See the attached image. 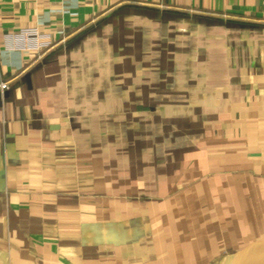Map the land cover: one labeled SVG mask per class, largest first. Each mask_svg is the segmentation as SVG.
<instances>
[{
    "label": "crops",
    "instance_id": "0c3cea01",
    "mask_svg": "<svg viewBox=\"0 0 264 264\" xmlns=\"http://www.w3.org/2000/svg\"><path fill=\"white\" fill-rule=\"evenodd\" d=\"M1 83L0 260L264 252V0H0Z\"/></svg>",
    "mask_w": 264,
    "mask_h": 264
},
{
    "label": "water",
    "instance_id": "95a60500",
    "mask_svg": "<svg viewBox=\"0 0 264 264\" xmlns=\"http://www.w3.org/2000/svg\"><path fill=\"white\" fill-rule=\"evenodd\" d=\"M225 264H264V252L252 249L238 251L230 255Z\"/></svg>",
    "mask_w": 264,
    "mask_h": 264
},
{
    "label": "built area",
    "instance_id": "2783aa9c",
    "mask_svg": "<svg viewBox=\"0 0 264 264\" xmlns=\"http://www.w3.org/2000/svg\"><path fill=\"white\" fill-rule=\"evenodd\" d=\"M0 87H1V89H4L6 87V84L1 83Z\"/></svg>",
    "mask_w": 264,
    "mask_h": 264
},
{
    "label": "rangeland",
    "instance_id": "374dc122",
    "mask_svg": "<svg viewBox=\"0 0 264 264\" xmlns=\"http://www.w3.org/2000/svg\"><path fill=\"white\" fill-rule=\"evenodd\" d=\"M0 264H8L7 261L0 260Z\"/></svg>",
    "mask_w": 264,
    "mask_h": 264
}]
</instances>
